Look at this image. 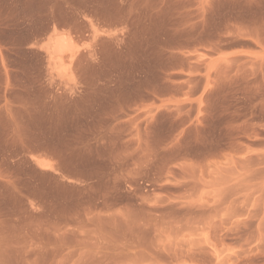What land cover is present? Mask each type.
Segmentation results:
<instances>
[{
    "label": "rangeland",
    "instance_id": "1",
    "mask_svg": "<svg viewBox=\"0 0 264 264\" xmlns=\"http://www.w3.org/2000/svg\"><path fill=\"white\" fill-rule=\"evenodd\" d=\"M0 43V264H264V0H0Z\"/></svg>",
    "mask_w": 264,
    "mask_h": 264
},
{
    "label": "crops",
    "instance_id": "2",
    "mask_svg": "<svg viewBox=\"0 0 264 264\" xmlns=\"http://www.w3.org/2000/svg\"><path fill=\"white\" fill-rule=\"evenodd\" d=\"M6 51V47L0 43V85L11 82V77H6L5 69L7 64L2 54ZM2 74V75H1ZM9 105L6 104V96L0 92V189L1 195L7 198L8 203H15L21 199V192L18 188L20 178L15 171L10 170L17 166V155L8 148L12 143V138L7 133L18 132L22 130V125L17 117V103L9 99ZM16 143V138L13 139ZM10 147V146H9ZM9 149V150H8ZM22 158V152L18 154V159ZM12 209L10 215L5 218L6 221L13 223L16 220ZM2 221L0 220V225Z\"/></svg>",
    "mask_w": 264,
    "mask_h": 264
},
{
    "label": "bare ground",
    "instance_id": "3",
    "mask_svg": "<svg viewBox=\"0 0 264 264\" xmlns=\"http://www.w3.org/2000/svg\"><path fill=\"white\" fill-rule=\"evenodd\" d=\"M62 48V42H58L57 46L55 47L56 51H60ZM38 163L41 167L48 169L50 167V164L45 160H38Z\"/></svg>",
    "mask_w": 264,
    "mask_h": 264
}]
</instances>
